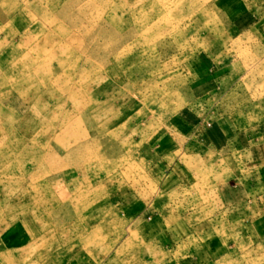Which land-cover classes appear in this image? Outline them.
Listing matches in <instances>:
<instances>
[{"label":"rangeland","instance_id":"1","mask_svg":"<svg viewBox=\"0 0 264 264\" xmlns=\"http://www.w3.org/2000/svg\"><path fill=\"white\" fill-rule=\"evenodd\" d=\"M74 1L0 0V264H264V0Z\"/></svg>","mask_w":264,"mask_h":264},{"label":"crops","instance_id":"2","mask_svg":"<svg viewBox=\"0 0 264 264\" xmlns=\"http://www.w3.org/2000/svg\"><path fill=\"white\" fill-rule=\"evenodd\" d=\"M218 138H217V136H212V145L209 147V151H208V153H211V154H217L218 153V151H221L223 148H219L218 146H217V140ZM217 140V141H216ZM226 149V148H225ZM264 166V165H263ZM186 171H191L190 169H187ZM187 176V175H186ZM185 176V177H186ZM183 184V183H182ZM177 185H179V183L177 184ZM181 185V184H180ZM184 186L186 185L185 183L183 184ZM230 187H233V186H225V185H221L218 189H216V197L213 199L214 200V202L216 203V204H218L219 205V207H222V206H225V208H226V206L229 204L230 206H231V204L233 203V190H232V188H230ZM192 259H194L193 257H192ZM195 260V259H194Z\"/></svg>","mask_w":264,"mask_h":264},{"label":"bare ground","instance_id":"3","mask_svg":"<svg viewBox=\"0 0 264 264\" xmlns=\"http://www.w3.org/2000/svg\"><path fill=\"white\" fill-rule=\"evenodd\" d=\"M76 1V0H75ZM74 1V3H75V5H76V2ZM105 1L106 0H104L103 2L105 3ZM139 1V0H138ZM3 2V1H2ZM16 2V1H15ZM80 2H82V1H80L79 0V4H80ZM113 2V1H112ZM86 3V2H85ZM84 3V4H85ZM94 3H96V2H94ZM4 4V3H3ZM24 4V3H23ZM42 5V4H41ZM70 5V4H69ZM72 5V4H71ZM70 5V9L72 8V6ZM75 5H74V7H75ZM89 5V4H88ZM97 5V4H96ZM106 6H107V4H105ZM64 6V5H63ZM81 6H82V4H81ZM98 6V5H97ZM100 6V5H99ZM41 7V6H40ZM47 7V6H46ZM73 7V8H74ZM87 7V6H86ZM88 7H91L90 5L88 6ZM93 7V6H92ZM102 7V6H101ZM67 8H68V6H67ZM38 9H40V8H38ZM43 9V8H42ZM46 9V8H45ZM86 9V8H85ZM93 9H94V7H93ZM105 9V8H104ZM72 10V9H71ZM81 10H82V8L80 9V10H78V11H80L81 12ZM88 10V9H87ZM90 10V9H89ZM2 11V10H1ZM37 11V10H36ZM45 11H47V9L45 10ZM85 11V10H84ZM95 11H96V9H95ZM101 11V10H100ZM38 12H39V10H38ZM72 13H73V11H71ZM83 12V11H82ZM98 12V11H97ZM0 14H1V12H0ZM98 14V13H97ZM97 14H96V17H97ZM101 14V13H100ZM100 14H99V16H100ZM6 15V14H5ZM40 15V14H39ZM38 15V16H39ZM47 15V14H46ZM55 15V14H54ZM91 16H92V12H91V14H90ZM48 16V15H47ZM76 16V15H75ZM74 16V17H75ZM81 16V15H80ZM79 16V17H80ZM99 16H98V19H99ZM101 16H102V14H101ZM100 16V17H101ZM67 17V16H66ZM83 17H85V14L83 15ZM94 17V16H93ZM12 18V17H11ZM68 18V17H67ZM72 18V17H71ZM81 18H82V16H81ZM88 18H90L89 16H88ZM87 18V19H88ZM83 19V18H82ZM85 19V18H84ZM86 19V20H87ZM92 19V18H91ZM97 19V18H96ZM67 20H69V22H70V19L68 18ZM72 20V19H71ZM75 20V19H74ZM74 20H73V23H74ZM89 21H90V19H89ZM88 21V22H89ZM68 22V21H67ZM96 22V21H95ZM72 23V22H71ZM72 23V24H73ZM103 23V22H102ZM105 23V22H104ZM2 24H4V23H2ZM38 24V23H37ZM67 24V23H66ZM90 25H91V22H90ZM95 25V24H94ZM99 25H100V23H99ZM109 25V24H108ZM66 26V25H65ZM88 26V25H87ZM92 26V25H91ZM57 27H58V25H57ZM62 27V26H61ZM63 28V27H62ZM86 28V27H85ZM101 28V27H100ZM104 28V27H103ZM57 30H58V28H57ZM101 30H102V28L100 29V33H101ZM104 30V29H103ZM102 30V31H103ZM109 30V29H108ZM67 31V30H66ZM70 31V30H69ZM96 31V30H95ZM111 31H112V29H111ZM80 32H81V29H80ZM45 33V32H44ZM83 33H86V35H87V31H86V29H85V32H83ZM82 33V35L84 36V34ZM20 34V33H19ZM68 34V33H67ZM90 35H92V33L90 34ZM93 35H96V34H93ZM93 35L91 36V37H93ZM99 35V34H98ZM13 36V35H12ZM54 37V36H53ZM96 37H97V35H96ZM94 38V37H93ZM98 38V37H97ZM1 39V38H0ZM37 39H39V38H37ZM47 39V38H46ZM85 39H86V37H85ZM110 39H112L111 37H110ZM20 40V39H19ZM88 40V39H87ZM86 40V41H87ZM90 41V40H89ZM91 41H92V39H91ZM93 41H95V38H94V40ZM89 43H91V42H89ZM89 43H88V45H89ZM4 44V43H3ZM93 44H94V42H93ZM95 44H98V43H96V41H95ZM108 44H109V42H108ZM107 44V45H108ZM84 46H86V44L84 45ZM99 46V45H98ZM104 46V45H103ZM93 48H94V46H92ZM96 48H97V46H95ZM101 47H102V43H101ZM113 46H111V48H112ZM117 47V46H116ZM1 48V47H0ZM93 48H91V49H93ZM104 48H106V46L104 47ZM104 48H102V49H104ZM75 49V48H74ZM114 49V51L115 50H117V49H115V48H113ZM56 50V49H55ZM59 50V49H58ZM88 50V49H87ZM97 50V49H96ZM108 51H109V49H107ZM68 51V50H67ZM92 51H95L94 49L92 50ZM99 51V50H98ZM17 52V51H16ZM84 52H86V51H84ZM87 52H89V51H87ZM91 53V52H90ZM96 53H98L97 51H96ZM106 53V52H105ZM87 54V53H86ZM19 55V54H18ZM58 55V54H57ZM89 55V54H88ZM97 55V54H96ZM95 54H94V56H96ZM99 55V54H98ZM93 56V57H94ZM75 57V56H74ZM81 57V56H80ZM92 57V58H93ZM18 58V57H17ZM95 59V58H94ZM11 60V59H10ZM19 60V59H18ZM73 60V59H72ZM80 60V59H79ZM13 60H11V62H12ZM20 61V60H19ZM16 63V62H15ZM34 63H36V62H34ZM100 63V62H99ZM8 64V63H7ZM33 64V63H32ZM37 64H39V63H37ZM40 64H41V62H40ZM70 64V63H69ZM75 64V63H74ZM85 64V63H84ZM86 65V64H85ZM31 67V66H30ZM70 68V67H69ZM28 69H29V67H28ZM45 71V70H44ZM11 72H12V70H11ZM21 73V72H20ZM23 73V72H22ZM28 73V72H27ZM32 73H33V71H32ZM46 73V72H45ZM44 73V74H45ZM51 74H52V72H50ZM49 73V74H50ZM65 73V72H64ZM81 73V72H80ZM2 74V73H1ZM48 74V75H49ZM58 75V74H57ZM62 75V74H61ZM51 76V75H50ZM2 77V76H1ZM11 77V76H10ZM61 77V76H60ZM12 78V77H11ZM47 78H48V76H47ZM50 78V77H49ZM40 79H41V77H40ZM50 80V79H49ZM62 80V79H61ZM85 80V79H84ZM83 80V81H84ZM42 81V80H41ZM50 82V81H49ZM61 82V81H60ZM80 83H82V82H80ZM43 85H44V82H43ZM45 86V85H44ZM39 88V87H38ZM33 89V88H32ZM46 89V88H45ZM25 90V89H24ZM53 90V89H52ZM66 91V90H65ZM52 92V91H51ZM46 93V92H45ZM7 94V93H6ZM24 94V93H23ZM57 94V93H56ZM5 95V94H4ZM42 95V94H41ZM61 95H63L62 94V92H61ZM19 96V95H18ZM39 97V96H38ZM60 97V96H59ZM69 97V96H68ZM30 98V97H29ZM46 99V98H45ZM50 99H52V98H50ZM60 99V98H59ZM58 100V99H57ZM63 100V99H62ZM36 101V100H35ZM50 101V100H49ZM46 102V101H45ZM53 102V101H52ZM63 102V101H62ZM30 104V103H29ZM36 105V104H35ZM42 106V105H41ZM40 114V113H39ZM42 119V118H41ZM63 127V126H62ZM44 133V132H43ZM46 133V132H45ZM65 137V136H64ZM90 137V136H89ZM49 139V138H48ZM44 143H46L45 141H44ZM49 145V144H48ZM57 181V180H56ZM71 192V191H70Z\"/></svg>","mask_w":264,"mask_h":264}]
</instances>
